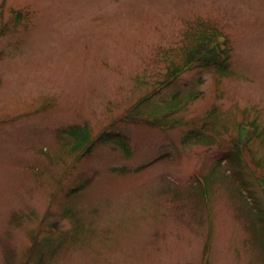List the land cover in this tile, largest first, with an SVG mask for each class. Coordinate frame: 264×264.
Instances as JSON below:
<instances>
[{"label": "rangeland", "instance_id": "obj_1", "mask_svg": "<svg viewBox=\"0 0 264 264\" xmlns=\"http://www.w3.org/2000/svg\"><path fill=\"white\" fill-rule=\"evenodd\" d=\"M197 18L227 39L226 67L139 105ZM254 121L260 138L236 147ZM75 125L106 132L81 159L60 134ZM252 165L264 173V0H0V264H264ZM242 170L261 204L223 176ZM203 182L204 213L186 196Z\"/></svg>", "mask_w": 264, "mask_h": 264}, {"label": "trees", "instance_id": "obj_2", "mask_svg": "<svg viewBox=\"0 0 264 264\" xmlns=\"http://www.w3.org/2000/svg\"><path fill=\"white\" fill-rule=\"evenodd\" d=\"M218 35L219 32L217 31L216 27L214 26L213 22H211L208 19H201L197 18L191 22H188L187 28L185 32L182 34L181 38L179 41L170 49L165 51L166 56H168L167 59L162 60V57H158L157 61H165L167 62V72L172 74V77L169 75H166V79L164 81L160 82L159 86L155 89L153 93H147L143 98L140 99L139 105L142 104L144 101L149 100L152 98L155 94L159 93L163 88L169 86L173 80L179 75L180 72L183 70L188 69L189 67H197L196 64L200 67H206V66H223L226 67L228 58H229V50H228V44L227 42L224 41V43L220 44L218 41ZM180 60V61H178ZM214 68V67H212ZM172 69V70H171ZM171 71V72H170ZM138 105V106H139ZM137 107V106H136ZM237 135L235 139L233 140V144L236 145V147L239 146H244L246 147L252 140V138H260V132H259V126L257 123L254 121L252 123H248L249 126H244V123H237ZM86 126V125H85ZM85 126L82 125H75L71 126L66 129H62L60 131V134H68L69 135V140L72 145V151L76 152L78 156V153H83L87 151L86 153L89 152V150L94 146L96 142H99L102 140L105 132L102 131L101 134H98L95 137L89 138L87 133L84 131ZM250 128V130H248ZM122 143V147H124V142L120 140ZM246 151V149L244 148ZM237 154L240 153L239 150H235ZM85 153V154H86ZM224 160V157H220L219 162L221 163ZM253 166V165H252ZM251 166V169H254ZM255 166V170H257V165ZM245 171L248 170H242L240 172V177L238 176V179L235 178L232 174H227L226 172L224 173L223 176L225 177H230L232 184L236 185V195L240 196L246 203L247 205H250L249 202H253V199L249 197L247 192H244V187L245 185L249 189L248 186V180L243 176L246 177ZM258 171V170H257ZM255 177H256V183L260 185L262 188V191L264 193V173L263 174H257L255 172ZM208 180L206 179V182ZM203 182L202 185H198V188H203L199 195H189L187 194V197H190V203L193 204V206L198 209L199 211L204 213V201H207L208 199H215L217 196V189L210 190L207 183ZM225 187L227 188L228 195L231 197L232 192L229 190L228 186L226 185L225 182ZM58 186V184H57ZM53 190V189H52ZM53 194H49L50 196V201H49V196L47 198V206H49L51 203L55 202L54 199L58 193V189H54ZM250 192H252L254 196L253 190L249 189ZM181 194L180 196H182ZM255 200L261 204V202L258 200L256 196H254ZM53 201V202H52ZM202 213V214H203ZM48 210L44 212L43 220L40 222L38 231L39 232L42 228L45 226H49L48 229H50L52 226H50L49 222L47 221L48 217ZM19 216V214H14L10 220L8 221L7 228H11L12 230L15 228H19L22 226L23 222H19V224H14L13 221L14 219ZM210 241H206L205 245V251H208ZM0 245L3 248V245L0 242ZM205 254V252H204ZM8 261V260H7ZM4 259V264H10L7 263Z\"/></svg>", "mask_w": 264, "mask_h": 264}]
</instances>
